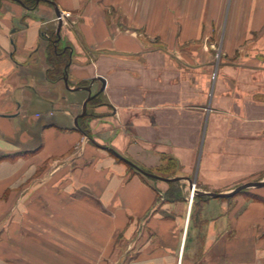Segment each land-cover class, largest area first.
I'll return each instance as SVG.
<instances>
[{
    "label": "crops",
    "instance_id": "crops-1",
    "mask_svg": "<svg viewBox=\"0 0 264 264\" xmlns=\"http://www.w3.org/2000/svg\"><path fill=\"white\" fill-rule=\"evenodd\" d=\"M42 1L0 0V264H264L263 202L186 194L264 177V0Z\"/></svg>",
    "mask_w": 264,
    "mask_h": 264
},
{
    "label": "rangeland",
    "instance_id": "rangeland-1",
    "mask_svg": "<svg viewBox=\"0 0 264 264\" xmlns=\"http://www.w3.org/2000/svg\"><path fill=\"white\" fill-rule=\"evenodd\" d=\"M21 1V3H19V4H22V6H24L26 9H28L29 11H34L35 10V8L38 6V4L40 3V2H43L42 0H20ZM1 3V2H0ZM54 6H56V5H54ZM67 14H69L70 15V17L69 18H67V20H69V19H72L73 18V14H71L70 12H66ZM26 19H27V17H25V19H24V21H26ZM55 23H56V26H54L55 28H53V30H51L53 33L54 32H56L57 33V31H58V17H56V19H55V21H54ZM67 21L65 20L63 23H66ZM71 27H73V26H71ZM56 29V30H55ZM51 31H48V33H52ZM47 35V34H46ZM50 36V35H49ZM57 36H58V39H59V41H61V38L59 37V35L57 34ZM154 38V37H153ZM152 38V39H153ZM152 39H149V41H151ZM149 45H151V46H153V47H156V48H159V49H161L162 48V45L164 44L162 41H161V39L158 37L157 39H154V40H152L151 42H149L148 43ZM60 48L61 49H64V48H66V46H65V44L64 43H61L60 44ZM64 71V67L63 68H60V70H58V74H62V72ZM65 71H66V68H65ZM57 76V75H56ZM60 75H58V77H59ZM57 77V78H58ZM56 81H57V79H56ZM95 101V100H94ZM95 104H98V102L96 101L95 102ZM165 170V169H164ZM158 171L157 173H156V175L155 174H152V175H155L156 177H158L159 179H164V180H168V179H170L171 177H169L170 176V174L172 173L171 171L170 172H168L167 170H165V171ZM48 172V171H47ZM168 172V173H167ZM148 173V172H147ZM52 174H53V172L51 173V171H50V173L48 172V173H46V175L44 176L45 177V179H47V178H52ZM159 174V175H158ZM143 176H145V175H143ZM147 179V181L148 182H150L151 184H153V185H156V184H158L157 183V179H154V178H151V177H147V176H145ZM44 179V178H43ZM264 180V177H260V178H257V179H255V180H252V181H249L250 183H256V182H260V181H263ZM173 181V180H172ZM171 182V181H170ZM173 182H176V180H174ZM43 183H45V182H43ZM178 183H180V182H178ZM248 183V182H247ZM183 185V186H182ZM181 186H182V188H181ZM242 185H240V186H237V187H235L234 189H232L230 192H232L233 190H235L236 188H239V187H241ZM184 187V188H183ZM177 188H179L181 191H182V193H183V190L186 188V184H178V185H171V187H170V189H171V191H173V190H175V189H177ZM196 189H197V191H196V193H195V195H194V207H193V210L196 212V211H198V209H199V206H201V204L205 201V200H207L208 199V197L207 196H199V194H198V192H201L202 191V189L200 188V187H197L196 186ZM264 187L263 188H250V189H246V190H241V191H239L238 193H236V194H233L232 196H230V197H227L228 199V203H229V205H230V203H231V205H232V203L234 204V200L237 198V197H240V196H243L246 200H251V201H254L255 200V198H254V196H257V194L256 193H263L264 192ZM55 190V189H54ZM191 186H190V188H188V190L186 191V194H188V197L190 198V195H191ZM56 191V190H55ZM263 191V192H262ZM167 193H168V191H167ZM167 193H165L164 195H160V193L158 194L159 196H158V203L159 204H163V203H165V201H172V199H167L168 197H167ZM260 197V196H259ZM164 199V200H163ZM184 199H185V197H182V200L181 201H184ZM174 200V199H173ZM63 203V202H62ZM40 221V220H43V219H36L35 221ZM30 221H31V219H30ZM44 221L45 222H47L45 219H44ZM43 223V222H42ZM138 228H139V232H141V233H143V230H145V225H143L142 223H138L137 225H136ZM137 231H138V229H136ZM138 232V233H139ZM124 236H125V234H123V235H121V237H123L124 238ZM137 237L138 238H140V236H138V234H137ZM137 238V239H138Z\"/></svg>",
    "mask_w": 264,
    "mask_h": 264
},
{
    "label": "trees",
    "instance_id": "trees-1",
    "mask_svg": "<svg viewBox=\"0 0 264 264\" xmlns=\"http://www.w3.org/2000/svg\"><path fill=\"white\" fill-rule=\"evenodd\" d=\"M58 36H57V33H55L53 36H51L49 39H50V47H49V61L51 62V78H53V76H58L60 75L61 76H64L65 73L67 71H65V68H68V65L70 64V54H69V48H64V49H61L60 48V45L58 44V42H56ZM64 67V71L62 72V74H58V70H60V68H63ZM94 101V100H93ZM79 128L81 129V125L79 124ZM86 134V133H85ZM115 156H117V158H119L120 160L122 161H126L129 166L132 168V169H136L138 172L140 171H144V172H147L143 169H141L140 167H138L137 165L133 164L132 162H129L127 161L126 159L122 158V157H118V155H116L115 153H113ZM173 162L169 163L168 164V167H167V171L168 172H172L170 174L169 177H175V173L173 172ZM164 169L160 170L159 171H163ZM165 171V170H164ZM142 174V172H140ZM139 173V174H140ZM143 175V174H142ZM143 178L146 180L147 178L145 176H143ZM179 183L178 182H173L171 185H178ZM182 195V191L177 188L173 191H171V189L168 191L167 193V199H174V201H181L182 200V197H180ZM255 200L256 201H260V202H263L264 203V198L262 197H259V196H254Z\"/></svg>",
    "mask_w": 264,
    "mask_h": 264
},
{
    "label": "water",
    "instance_id": "water-1",
    "mask_svg": "<svg viewBox=\"0 0 264 264\" xmlns=\"http://www.w3.org/2000/svg\"><path fill=\"white\" fill-rule=\"evenodd\" d=\"M14 1L21 3L20 0H14ZM55 11H56V16L58 18H60L61 17V11H59V9L57 7H55ZM62 26H63V22H62V20H59L58 31H57V34L59 35V37H60V32H61ZM58 41H59V39H58ZM99 80L103 83V87L101 89V92H103L104 89H105V81L102 78H100ZM86 89L88 91L90 90V88H86ZM94 98H96V95H94V96L90 95L89 98L85 101V103L83 105V113L79 117H77V120L79 118H82V117L87 115V105ZM76 125H78L77 121H76ZM140 172H142V174L147 176V177H151V178H154V179H159L158 177H156L155 175H152L150 173H147V172H144V171H140ZM172 180L174 181V180H178V179H168V180H165V181L166 182H170ZM179 180H186V179H179ZM187 180H189V179H187ZM190 186H191V189H192L193 183L191 182V180H190ZM263 187H264V180L260 181V182H256V183L242 185L241 187L236 188L232 192H228V193H212V192L203 193V192H198V194L199 195H206V196L211 197V198H227V197L232 196L233 194L238 193L241 190H246V189H250V188H263Z\"/></svg>",
    "mask_w": 264,
    "mask_h": 264
},
{
    "label": "built area",
    "instance_id": "built-area-1",
    "mask_svg": "<svg viewBox=\"0 0 264 264\" xmlns=\"http://www.w3.org/2000/svg\"><path fill=\"white\" fill-rule=\"evenodd\" d=\"M70 17V15L69 14H67V13H62V17H60V18H58V21L59 20H62L63 22L67 19V18H69ZM196 185L195 184H193V187H192V190H191V195H190V202H191V204L193 203L192 201L194 200V195H195V193H196Z\"/></svg>",
    "mask_w": 264,
    "mask_h": 264
},
{
    "label": "bare ground",
    "instance_id": "bare-ground-1",
    "mask_svg": "<svg viewBox=\"0 0 264 264\" xmlns=\"http://www.w3.org/2000/svg\"><path fill=\"white\" fill-rule=\"evenodd\" d=\"M61 17H62V15H61ZM247 184H251V183H247ZM195 191H197V189H196ZM193 201H194V200H193ZM193 201H192V202H193Z\"/></svg>",
    "mask_w": 264,
    "mask_h": 264
}]
</instances>
